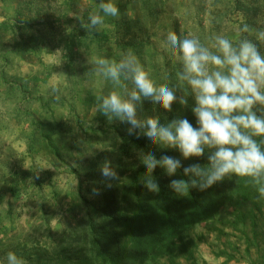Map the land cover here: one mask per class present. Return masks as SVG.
Instances as JSON below:
<instances>
[{
	"label": "rangeland",
	"instance_id": "374dc122",
	"mask_svg": "<svg viewBox=\"0 0 264 264\" xmlns=\"http://www.w3.org/2000/svg\"><path fill=\"white\" fill-rule=\"evenodd\" d=\"M157 1L160 2L158 16L149 28L152 43L149 52L156 56L171 54L172 49L166 43L169 32L197 38L208 47L217 35L234 43L247 38L264 53V41L257 39L258 33L264 31V0H247V3L263 7L259 15L251 17L236 10L233 0H209L205 4L202 0ZM94 2L82 0L68 7L64 0H0V245L13 234H28L36 227L46 229L50 226L59 231L71 224L76 226L87 215L84 198L99 204L105 195L99 181L105 178L95 158L102 154L100 159L107 157L114 169L118 167L121 142L112 131L108 135L103 133L113 127L127 131L130 126L101 116L99 107L89 102L90 95H99L107 80L112 81L90 72L106 55L100 52L80 55L75 51L66 61L64 47L68 41L60 42L72 31L90 35L92 30L82 24L89 25V14L99 12ZM113 2L119 8L117 17H139L140 8L132 0ZM245 26L247 32L243 30ZM105 27L109 28V24H103L98 31ZM107 45L106 49L113 48ZM116 53L110 55V61L119 62L123 58ZM120 86L116 87L120 89ZM183 87L179 85L178 89L194 102L188 95L190 91ZM151 107L156 111L152 112ZM161 110L165 115L171 113L174 119L183 116L190 120L193 115L179 103L173 105L172 112H167L150 101L138 105L137 115L140 119L159 117ZM53 121L63 123L55 136L59 159L51 155L44 133L38 128L40 122L48 125ZM91 125L100 132H92ZM47 132H50L49 127ZM141 153L133 150L129 165L142 163ZM43 177H51L44 200L43 196L35 194L37 189L42 192L39 183ZM12 189L16 190L15 194ZM93 189L99 194H94ZM29 192L33 193L30 200L20 196ZM251 208L252 203L243 206L245 211ZM261 208L260 213L256 210V226L248 220L237 228L230 212L222 209V224L216 228L223 226L226 234L209 231L204 225L192 229L190 234L199 245L196 254L199 264H264V203ZM234 229H244L242 237ZM251 229L258 233L259 248L252 246L247 251L249 241L253 240ZM222 250H230L231 254L218 257L217 253ZM230 255L237 258L227 260ZM180 261L191 264L183 258Z\"/></svg>",
	"mask_w": 264,
	"mask_h": 264
},
{
	"label": "trees",
	"instance_id": "16d2710c",
	"mask_svg": "<svg viewBox=\"0 0 264 264\" xmlns=\"http://www.w3.org/2000/svg\"><path fill=\"white\" fill-rule=\"evenodd\" d=\"M81 1L64 0V4L73 7ZM94 1L95 4L100 2V0ZM202 1L205 4L209 0ZM233 1L235 9L248 17L259 15L263 8L247 3V0ZM132 2L140 8L138 18L108 16L105 17L104 24H109V28L105 27L100 32L92 30L90 35H79V32L72 31L70 35L63 37L61 43L68 41L64 47L66 61L75 51H78L80 55L104 53L106 55L104 59L108 60L110 55L117 54L116 52L123 57L131 53L136 56L157 86L166 84L169 87L178 88L179 85H183L184 89L190 91L188 95L191 98L190 88L182 84L177 77V73L181 70V62L177 60L178 54L173 50L171 54L165 53L162 56L149 52V48H152L149 28L157 19L160 2L157 0H132ZM106 42L113 45L116 52L111 46L106 49L108 46ZM119 84H121L120 89L113 81L107 80L99 95L94 93L89 96V102L99 107L102 97L106 96L110 89L125 93V89L131 90L133 87L131 81L124 80L123 77ZM193 105L194 102L188 101L186 106L191 113ZM151 108L152 112L156 111L153 107ZM100 113L102 116L101 111ZM159 113L158 118L161 123L166 124L174 119L171 113L165 115L163 110ZM189 119L193 126L196 125L194 115ZM77 120L78 124H81V120ZM53 122L48 125L40 122L38 128L44 133L51 155L59 159L55 136L58 135V129L63 123ZM47 127L50 132L46 133ZM91 131L100 132L93 129V125H91ZM111 131L121 142L118 167L115 168L120 179L111 181L98 179L102 183V192H105L102 201L99 204L90 203L83 197L84 204L87 206V215L76 226L71 224L59 231H55L50 226L46 229L36 227L28 234H13L0 245L1 264H7L8 252L16 253L24 264H181L182 258L191 261V264H199L196 256L199 245L197 239L190 234L192 229L204 225L209 231L226 234L225 229H222L223 226L220 229L216 228L222 224L220 221L222 209L230 212L232 223L237 228L240 223L246 224L248 220L253 226L257 225L256 210L259 213L263 211L261 204L264 203V198L259 196L257 187L250 178L232 175L206 191L201 192L189 187L186 193L177 195L168 185L171 179L184 178L182 169L177 176L168 177L163 169L157 167L153 177H148L142 163L129 165L128 160L132 157L133 150L142 153L152 152L157 159L161 155L175 156L185 165L199 163L204 167H207L208 163L207 153L205 157L183 161L178 151L168 149L166 145H154L142 134L137 138L136 135H128L127 131L121 127L107 129L103 134L108 135ZM257 139L264 144V139ZM101 156L102 154H99L95 158L98 163L100 162V166L105 160L110 161L107 157L100 159ZM75 172L78 174L77 170ZM149 178L156 179L160 188L158 193L149 192L145 188L144 183ZM12 191L16 193L15 189ZM249 203L253 204V208L245 211L243 206ZM229 208L233 209L232 212ZM234 230L241 234L240 237L245 231L244 229ZM251 230L253 240L249 241L247 251L252 246L259 248L258 233L256 229ZM200 237L203 238V235ZM238 241H241V238ZM227 250L220 251L217 256H228L231 251ZM234 257L237 258L235 255H230L227 260Z\"/></svg>",
	"mask_w": 264,
	"mask_h": 264
},
{
	"label": "clouds",
	"instance_id": "9594fccd",
	"mask_svg": "<svg viewBox=\"0 0 264 264\" xmlns=\"http://www.w3.org/2000/svg\"><path fill=\"white\" fill-rule=\"evenodd\" d=\"M98 9L89 14L90 24L83 27L98 31L105 17L119 13L113 0H100ZM243 30L247 32V26ZM257 39L264 41V31L258 33ZM166 43L181 62L177 77L191 90L196 126L183 116L166 124L155 116L138 118V105L144 101L172 112L175 103L187 106L189 98L182 89L157 86L131 53L119 62L99 59L92 67L90 72L102 74L117 85L122 77L133 85L131 90L125 89L124 96L114 90L102 97L100 111L109 120L115 118L128 124V135L139 138L142 134L154 145H166L178 151L183 161L202 158L207 153V167L199 163L185 165L175 156L161 155L157 159L152 152L141 153L148 177H153L157 167L168 177L177 176L182 169L187 179H171L168 185L175 194L183 195L189 187L203 192L235 175L250 178L264 198V144L257 139H264V53L252 40L244 38L234 43L223 35L215 36L208 47L197 38L169 32ZM100 171L108 181L120 179L109 160L100 166ZM144 186L149 192L160 191L153 178L147 179ZM93 193L99 194L96 189ZM6 260L7 264H24L14 252H8Z\"/></svg>",
	"mask_w": 264,
	"mask_h": 264
},
{
	"label": "crops",
	"instance_id": "0c3cea01",
	"mask_svg": "<svg viewBox=\"0 0 264 264\" xmlns=\"http://www.w3.org/2000/svg\"><path fill=\"white\" fill-rule=\"evenodd\" d=\"M93 3V2H92ZM87 7H89V5L87 6ZM47 179V180H46ZM44 178L43 177V180L41 181V183H39V184H41V187H43L42 188V192H40V190L39 189H37V190H35L36 191V193L35 194H37V197L38 196H43V200L45 199V192H46V190L48 189V183H49V181L51 180V177H48V178ZM44 180H46V181H44ZM33 195V193L32 192H29L28 194H22V195H20L22 198L24 197V198H28L29 200L32 198L31 196ZM43 203H45L44 201H43ZM42 203V204H43Z\"/></svg>",
	"mask_w": 264,
	"mask_h": 264
}]
</instances>
